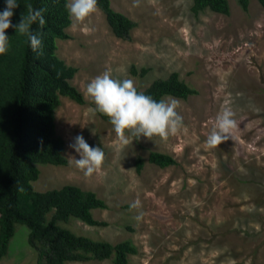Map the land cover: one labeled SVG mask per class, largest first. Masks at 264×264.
<instances>
[{
  "label": "rangeland",
  "instance_id": "1",
  "mask_svg": "<svg viewBox=\"0 0 264 264\" xmlns=\"http://www.w3.org/2000/svg\"><path fill=\"white\" fill-rule=\"evenodd\" d=\"M229 14L209 9L194 14L192 0H110L111 7L136 23L129 39L111 31L101 9L85 25L66 28L56 53L77 68L71 84L84 102L61 96L54 113L64 140L66 165L39 164L37 191L74 184L94 191L106 208L94 209L104 226L71 218L73 232L111 243L130 240L137 253L129 264H264V9L250 0L244 11L228 0ZM148 67L144 76L133 75ZM106 70L132 79L143 89L172 71L197 92L179 101L183 128L167 140L141 136L122 145L109 119L95 111L85 92ZM237 127L216 148L205 141L222 109ZM95 133V134H93ZM82 135L104 152L102 168L90 177L78 169L70 145ZM150 151L171 155L165 168L148 162ZM144 160L140 172L136 158ZM28 228L16 224L9 253L0 264H37L27 244ZM67 264H113L76 261Z\"/></svg>",
  "mask_w": 264,
  "mask_h": 264
},
{
  "label": "trees",
  "instance_id": "2",
  "mask_svg": "<svg viewBox=\"0 0 264 264\" xmlns=\"http://www.w3.org/2000/svg\"><path fill=\"white\" fill-rule=\"evenodd\" d=\"M264 9V0H257ZM13 10V27L6 30L9 47L0 56V260L9 253V242L16 224L28 228L27 244L37 252V264H67L68 262L112 259L113 264H129V256L137 253L128 239L111 243L77 234L63 226L71 218L87 225L104 226L107 223L94 218V209L106 208V203L92 190L74 184H64L44 191L34 189L32 182L40 174L39 164L66 165L64 140L56 133L54 113L60 97L77 103L84 99L71 84L77 68L67 65L56 53V39H68L70 25L66 4L68 0H17ZM246 11L250 0H236ZM113 34L129 39L136 23L111 7L110 0H97ZM6 0H0V13ZM41 10L45 21H37L31 31L42 41L41 48L32 51L27 38L16 33L15 26L27 15L28 8ZM206 9L229 14L228 0H192L191 10L199 14ZM148 67L133 75L144 76ZM139 92L157 102L165 96L185 99L197 91L179 78L176 71L166 77L152 80ZM148 162L165 168L176 160L169 154L150 151ZM144 164L135 160L140 172Z\"/></svg>",
  "mask_w": 264,
  "mask_h": 264
},
{
  "label": "clouds",
  "instance_id": "3",
  "mask_svg": "<svg viewBox=\"0 0 264 264\" xmlns=\"http://www.w3.org/2000/svg\"><path fill=\"white\" fill-rule=\"evenodd\" d=\"M18 6L17 0H6V7L0 13V56L8 51L9 38L5 33L13 27L11 18L13 10ZM133 6H139L138 0H134ZM66 9L73 27L85 25L98 11L97 0H68ZM37 21L41 27L44 25L42 11L29 7L27 15L23 14L21 22L15 26L16 33L27 38L34 52L42 44L41 39L31 31V26ZM85 95L94 103L95 111L109 119L122 145H128L134 138L139 139L141 136L148 140L154 137L167 140L170 135H176L183 128V118L177 112L178 100L168 98L157 102L151 96L139 92L132 79L113 78L111 70H106L92 79L86 87ZM233 117L234 113L228 108L217 114L214 126L205 141L209 148L219 147L231 137L237 127ZM70 147L79 154L80 159H73L76 167L86 177L102 168L105 159L103 150L89 146L82 135L75 137V143Z\"/></svg>",
  "mask_w": 264,
  "mask_h": 264
}]
</instances>
